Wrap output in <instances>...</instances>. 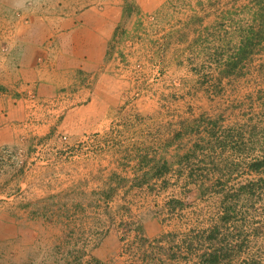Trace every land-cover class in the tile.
Segmentation results:
<instances>
[{
  "label": "rangeland",
  "instance_id": "374dc122",
  "mask_svg": "<svg viewBox=\"0 0 264 264\" xmlns=\"http://www.w3.org/2000/svg\"><path fill=\"white\" fill-rule=\"evenodd\" d=\"M122 3L114 38L118 50L109 68L132 81L129 99L120 110L150 96L151 102L145 105L152 107L153 100H158L152 115L158 123L161 118L173 121L172 131L174 101L183 102L182 110L190 117L196 115L191 108L196 101H211L217 116L233 115L238 110L236 102L248 94L249 101L264 102V0H159L157 10L141 7L135 0ZM248 38L243 47L249 58L234 65L239 42ZM2 50L7 53L8 47ZM171 65L196 77L166 78L165 68ZM161 84L166 96L156 89ZM122 111L109 134L89 133L75 141L59 135L62 151L54 150L48 139H35L29 155L22 149H4L0 156V264H197L201 260L207 246L201 243L200 231L208 227L212 215L208 209L202 216L203 210L192 214L191 203L185 199L190 190L187 171L172 169L142 185H128V175L122 173L116 176L124 181H117L121 188L82 186L112 175L100 162L127 135ZM250 175L241 172L236 178L239 183L257 182ZM256 184L253 202H238L231 223L219 235L232 239V245L241 242L249 247L243 256L235 253L231 264L264 262L260 258L264 256V183ZM178 191L184 197L178 200L180 205L174 203ZM150 219L159 222L160 235L152 237L145 231ZM256 221L262 224L257 234ZM243 229L246 235L241 240L235 234ZM182 243H195L194 252H182ZM215 243L219 244L218 238ZM229 259L221 255L220 264H229Z\"/></svg>",
  "mask_w": 264,
  "mask_h": 264
},
{
  "label": "crops",
  "instance_id": "0c3cea01",
  "mask_svg": "<svg viewBox=\"0 0 264 264\" xmlns=\"http://www.w3.org/2000/svg\"><path fill=\"white\" fill-rule=\"evenodd\" d=\"M158 1L135 3L157 10L161 5ZM122 4V0H0V156L4 149H22L29 155L35 139H48L54 150L62 151L58 138L61 134L75 141L89 133H110L114 118L129 99L132 85V81L120 78L114 68L110 70L112 74L109 71L111 58L118 50L114 38ZM245 40L251 39L239 42L234 65L249 58L243 47ZM4 45L7 53L2 50ZM130 61L134 63L135 59ZM163 64L167 65L165 61ZM178 68L166 67L163 75L172 80L196 77ZM156 89L163 94L162 84ZM246 96L236 102L238 110L233 115L228 112L223 116H217L211 101L193 103L191 108L196 115L192 117L182 110L183 102L174 101L172 131L173 121L161 118L158 123L152 115V110L160 105L158 100H153L152 107L144 103L151 102L150 96L135 106H126L120 115L127 135L100 162L103 170L112 175L82 186L97 190L103 186L121 188L117 181H124L116 179L118 174L128 175V185H142L172 169L187 171L191 174L187 179L190 190L185 199L191 203L192 214L199 215L203 210L202 216L208 209L212 215L208 227L200 231L201 243L207 248L197 264H220L221 255L230 256L231 264L235 253L243 256L249 247L241 242L232 245V239L219 235L231 223L237 203H252L259 186L256 183H264V102L249 101L251 95ZM46 169L48 172L51 167ZM33 170L34 167L30 172ZM241 172L251 174L257 182L239 183L236 177ZM181 198L184 199L183 193L178 191L174 203L180 205ZM261 225L256 221L255 234ZM145 227L149 236L160 235L157 220H147ZM237 234L241 240L246 235L244 229ZM197 241L193 243L196 247L200 240ZM193 244L182 243L181 251L194 252ZM249 263L264 264L260 260Z\"/></svg>",
  "mask_w": 264,
  "mask_h": 264
}]
</instances>
